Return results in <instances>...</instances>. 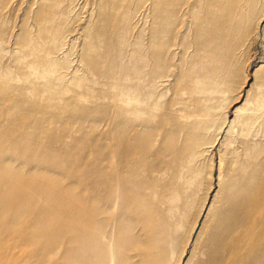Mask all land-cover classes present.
I'll use <instances>...</instances> for the list:
<instances>
[{"label": "rangeland", "instance_id": "obj_1", "mask_svg": "<svg viewBox=\"0 0 264 264\" xmlns=\"http://www.w3.org/2000/svg\"><path fill=\"white\" fill-rule=\"evenodd\" d=\"M20 180L96 209L118 264H264V0H0V185Z\"/></svg>", "mask_w": 264, "mask_h": 264}, {"label": "bare ground", "instance_id": "obj_2", "mask_svg": "<svg viewBox=\"0 0 264 264\" xmlns=\"http://www.w3.org/2000/svg\"><path fill=\"white\" fill-rule=\"evenodd\" d=\"M1 185L6 187L0 188V237L11 236L14 244L0 247V264H118L119 251L130 246L97 218L96 209L81 207L59 215L40 209L50 194L40 193V198L19 194L37 183L20 180ZM121 260L128 264L127 257Z\"/></svg>", "mask_w": 264, "mask_h": 264}]
</instances>
